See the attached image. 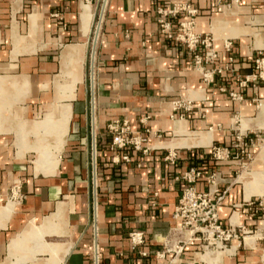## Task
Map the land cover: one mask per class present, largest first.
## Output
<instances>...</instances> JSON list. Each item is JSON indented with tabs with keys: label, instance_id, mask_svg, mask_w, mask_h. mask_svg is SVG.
Masks as SVG:
<instances>
[{
	"label": "crops",
	"instance_id": "1",
	"mask_svg": "<svg viewBox=\"0 0 264 264\" xmlns=\"http://www.w3.org/2000/svg\"><path fill=\"white\" fill-rule=\"evenodd\" d=\"M174 4L195 9L194 31L212 36L217 57L207 67H223L213 81L195 68L198 50L161 32L157 9ZM185 18L180 12L171 19L174 34ZM71 45L82 64L67 133L56 165L38 169L29 159L37 158L31 126L48 110L61 53ZM259 50L264 0H0V209L12 203L0 226V264L33 247L40 264H264V210L249 205L264 198V183H252L263 174L264 144L248 146L249 159L235 156L247 133L264 130V78L254 77ZM116 119L145 137V152L111 148L107 125ZM190 167L203 172L199 191L216 171L220 222L243 228L226 250L197 253L191 241L177 255L164 251L174 240L172 212ZM30 225L39 238L30 234L28 249L11 252V240ZM131 231L144 234L134 250ZM45 244L55 251H43Z\"/></svg>",
	"mask_w": 264,
	"mask_h": 264
},
{
	"label": "built area",
	"instance_id": "2",
	"mask_svg": "<svg viewBox=\"0 0 264 264\" xmlns=\"http://www.w3.org/2000/svg\"><path fill=\"white\" fill-rule=\"evenodd\" d=\"M180 12H185L186 18L178 22V28L174 34L171 29V19ZM157 13L161 32L165 33L168 37H175L193 51L198 50L194 56V64L204 81H213L214 74L222 73L223 67L213 69L207 67V64L217 57V52L213 47V38L210 34H199L194 31L195 9L184 4H174L171 7H159ZM225 46L226 48H230L231 42L227 40ZM254 77L264 78V50H259L254 59ZM231 95L237 96L234 93H231ZM175 105L178 107L182 103L176 101ZM107 130L111 134V148L113 150L124 149L128 146L144 152L147 150L143 146L145 137L140 134H130L129 125L126 120H113L107 125ZM245 137H247L248 142H242L240 146L239 143L242 139L237 136L236 146H240L241 149L235 156L238 157L240 155L241 158L249 159L251 151L248 149V146L253 145V136L245 135ZM213 150L214 159H218L220 148L213 147ZM174 157L175 153L169 152L167 158L171 160ZM122 158L128 160L129 157L123 155ZM202 177L203 172L197 167H190L182 175L185 186L172 212V218L177 220L178 223L171 230L174 240L164 243L165 252L177 255L191 241H196L198 242L197 253L210 251L213 254L217 251L226 250L230 241L233 238H238L239 232L243 231L242 227L224 226L220 222L218 207L223 199V193L217 186L216 171L210 170L204 176L206 183L209 185L206 191H199L196 188L197 181ZM15 187L19 189L18 186ZM249 205H256V211L257 209L264 210V198L251 200L249 201ZM129 240L131 249L134 250L144 243V234L141 231H131L129 232ZM142 253L145 254L144 252Z\"/></svg>",
	"mask_w": 264,
	"mask_h": 264
},
{
	"label": "bare ground",
	"instance_id": "3",
	"mask_svg": "<svg viewBox=\"0 0 264 264\" xmlns=\"http://www.w3.org/2000/svg\"><path fill=\"white\" fill-rule=\"evenodd\" d=\"M88 1V0H87ZM81 64H82V56L80 49L77 50L75 47L66 46L61 53V68L59 73L53 79L52 85L54 90L53 100L47 104V112L43 115L44 119L47 121L43 124H38L34 122L33 126H31V130L33 129V135L35 136V142H38L37 147V158H36V166L38 169L44 167L53 168L56 165V151H59L64 143L65 135L67 133V123H68V114H67V104L74 96V89L76 83L80 80V72H81ZM18 83L26 86V79L18 80ZM63 114V115H62ZM57 117V120L55 119ZM39 129V127H41ZM46 129V132H44ZM32 134V133H31ZM55 152V153H54ZM12 205L7 204L2 209H0L1 213V223L0 226H3L4 222L7 220ZM37 229L34 226L30 225L27 227L26 231L13 238L10 243V247H12V251L17 248L18 245H21L24 248L27 245V240L30 234H35L38 237V234L35 233ZM41 236V235H40ZM36 237V238H37ZM39 238V237H38ZM38 239H36L37 241ZM39 241V240H38ZM38 243V242H36ZM56 249V245L53 244H45L43 245L42 250L52 254ZM41 250V251H42ZM36 251V250H35ZM34 247L31 248V252L29 256H24V254H20L14 263L12 264H23L31 256L35 254ZM210 251H206L208 253ZM27 254V253H26ZM33 260V259H32ZM37 264H40L37 261Z\"/></svg>",
	"mask_w": 264,
	"mask_h": 264
},
{
	"label": "rangeland",
	"instance_id": "4",
	"mask_svg": "<svg viewBox=\"0 0 264 264\" xmlns=\"http://www.w3.org/2000/svg\"><path fill=\"white\" fill-rule=\"evenodd\" d=\"M97 13L95 15V18H94V22H93V28H92V31L94 33V29H95V25H96V21H97ZM93 36V34H92ZM91 48L89 47V52H90ZM89 62V61H88ZM53 96L54 94L52 95V97L48 100V104L53 100ZM47 121V119H44V117H41L40 120L38 121H35V123H39L40 124H43V122L45 123ZM41 127H39V129H41ZM33 130V129H32ZM44 132H46V129H44ZM248 136L252 135L253 136V144H255V147L256 149H259L263 144H264V130H259V131H254V132H251V133H247ZM11 138H12V134L10 135ZM31 140H33V137H31ZM38 142L35 143V146L33 148H35L37 150V145ZM237 143V142H236ZM30 160H32V162L34 164H37L36 162V159L34 158H29ZM237 159H240V155H239V158ZM259 171H262L263 174H258L257 175V178L259 179L258 181H252L253 184H256V183H259V184H263L264 183V170H259ZM261 179V180H260ZM15 186H18L19 189H17V187ZM20 187H21V183H20V180H15V182L12 183L11 187H10V192H9V195H11L13 198H18L19 194H20ZM14 191H16V195H14ZM11 200V199H10ZM7 204H11V202H8ZM29 247L28 246H25L23 249H28ZM33 249V248H32ZM32 258H29L28 260H30V264H37V261H33L32 259L35 257V254L31 256Z\"/></svg>",
	"mask_w": 264,
	"mask_h": 264
},
{
	"label": "water",
	"instance_id": "5",
	"mask_svg": "<svg viewBox=\"0 0 264 264\" xmlns=\"http://www.w3.org/2000/svg\"><path fill=\"white\" fill-rule=\"evenodd\" d=\"M96 35L94 37V40L96 41ZM93 40V41H94ZM94 53H95V42L93 43L92 45V50H91V75H92V69H93V57H94ZM92 78V77H91ZM94 161H95V158H94Z\"/></svg>",
	"mask_w": 264,
	"mask_h": 264
}]
</instances>
